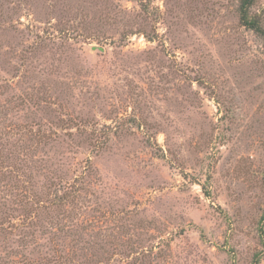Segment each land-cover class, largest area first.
I'll list each match as a JSON object with an SVG mask.
<instances>
[{
    "label": "rangeland",
    "instance_id": "obj_1",
    "mask_svg": "<svg viewBox=\"0 0 264 264\" xmlns=\"http://www.w3.org/2000/svg\"><path fill=\"white\" fill-rule=\"evenodd\" d=\"M239 1L0 0V264H264Z\"/></svg>",
    "mask_w": 264,
    "mask_h": 264
},
{
    "label": "trees",
    "instance_id": "obj_2",
    "mask_svg": "<svg viewBox=\"0 0 264 264\" xmlns=\"http://www.w3.org/2000/svg\"><path fill=\"white\" fill-rule=\"evenodd\" d=\"M255 0H240L239 1V17L240 23L253 30L257 35H259L264 41V27L261 25V21L258 15L250 14V8L254 5Z\"/></svg>",
    "mask_w": 264,
    "mask_h": 264
}]
</instances>
